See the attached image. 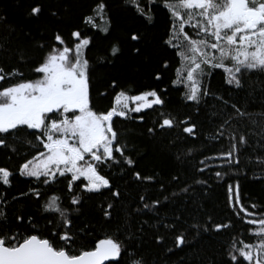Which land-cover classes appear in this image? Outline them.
Returning <instances> with one entry per match:
<instances>
[{
    "label": "snow or ice",
    "instance_id": "snow-or-ice-1",
    "mask_svg": "<svg viewBox=\"0 0 264 264\" xmlns=\"http://www.w3.org/2000/svg\"><path fill=\"white\" fill-rule=\"evenodd\" d=\"M93 3L67 32L56 24L47 40L39 41L25 32L29 42L15 49L8 47L14 28L6 17L0 16V28L8 32V35L0 33V82L14 81L0 86V148L19 153L16 145L26 143L35 153L31 158L21 157L23 162L15 170L0 166V264H149L137 247L145 231L144 224L155 229L152 238L158 246L174 236L172 247L166 249L168 252L188 246L190 233L192 239H196L204 233L219 234L234 227L231 222H217L212 216L188 223L181 212L159 219L156 224L144 220L139 228H133L126 222L115 232L105 230L103 238L96 239L94 246L83 242L82 234L86 237L95 228L88 223L76 228L73 214L81 213L89 194H103L105 190L109 193L100 208L105 224L112 219L116 201L123 199L124 191L116 183L113 170L120 178L129 177L128 182L137 187L159 184L163 201L174 202L181 195L192 194V185L185 184L179 191L163 195L167 188L160 173L154 169L141 170L133 155L137 152L136 146L129 148L126 141L122 142L115 128L114 118L131 120L132 113L140 114L154 106L166 105L167 88L149 84L133 94L130 87L112 76L102 86L103 90L95 88L98 98L114 93L112 102L107 108L97 106L93 97V63L87 55L94 41L89 30L107 37L111 22L106 0H93ZM123 4L144 22L142 30L127 34L134 56L145 55L140 45L149 39V26H155L154 6L167 10L166 29L158 37V47L176 50L180 67L176 68L171 84L184 88L182 96L187 102L199 106L204 97L213 94L206 81L214 69H223L225 83L237 90L244 89L247 73L264 74V0H123ZM44 11V0H37L30 5L27 15L39 20ZM48 11L52 21L62 20L59 8ZM186 27L195 30L194 37L188 34ZM121 51L119 42L113 43L98 60L111 64L112 58ZM5 54L8 59L14 56L17 65H29L35 78L26 77L19 66L9 67ZM168 68L169 63L164 59L151 74L152 79L161 81ZM216 99L223 101L225 109L229 106V100L223 96ZM230 107L231 112L221 111V123L210 137H223L232 129L227 137L231 148L219 157L229 167L239 164L237 154L241 146L249 142V133L238 132L233 128L234 121L247 119L260 130L259 135L264 139V111L249 113L235 102ZM161 115L163 118L158 121L161 130L181 125L183 133L197 137L198 125L191 116L178 120L171 113ZM143 119L139 116L141 122ZM155 132V128H147L148 134ZM137 155L143 154L137 152ZM204 170L199 169L201 173ZM17 174L29 181V187L9 199L8 190L13 187ZM226 174L217 171L215 176L220 179ZM61 178L66 181L68 205L62 203L59 194L44 199L41 186L51 187ZM172 182L180 183L179 174L171 176L168 183ZM193 182L206 183L204 180ZM33 183L36 186H32ZM228 193L229 205L240 206L239 212L248 217L245 224L251 226L249 233L257 242L239 240V246L231 243L224 248L219 261L209 264H264V206L252 204L251 209L256 211L246 209L241 203L239 183L235 187L229 185ZM21 197L38 202L36 212L30 211L28 204H21ZM163 201L159 197L140 195L136 214L159 216ZM18 204L21 206L17 207ZM45 213L48 218L42 226L39 221L44 219Z\"/></svg>",
    "mask_w": 264,
    "mask_h": 264
},
{
    "label": "trees",
    "instance_id": "trees-1",
    "mask_svg": "<svg viewBox=\"0 0 264 264\" xmlns=\"http://www.w3.org/2000/svg\"><path fill=\"white\" fill-rule=\"evenodd\" d=\"M37 0H0V16L7 18L8 24L14 28L9 35L11 41L9 48L15 49L29 42V38L24 36L25 32L31 33V39L47 40L52 27L59 24L67 32L68 28L76 23L82 12L89 10V5L94 6L93 0H44L45 11L39 20L30 18L27 13L30 5ZM108 4V15L111 22L110 34H105L89 30V35L94 36L93 44L87 51L88 58L93 63V97L98 107L107 108L110 106L114 93H109L107 97L98 98L95 95V88L107 83L110 77H117L121 84L136 90L145 85H158L159 88H167L165 94L166 105L154 106L153 109H146L143 113H132L133 119H115V128L120 133L122 142H127L129 148L136 146L137 152L143 155H133L139 161L138 167L145 172L155 170L160 173V179L166 185L167 190L163 195H170L173 191H179L185 184L192 185L191 195H181L175 198L174 202L163 201L160 194V185L153 184L150 187H137L129 183V177L120 178L116 175V183L119 184L124 196L122 200L116 201L112 219L105 224L100 211L102 202L106 201L109 193L105 190L103 194H89L82 206L80 214H73L76 228L88 223L94 226L95 231L84 237L83 242L94 246L96 239L103 238V231L115 232L117 227H123L127 222L133 228H139L144 220H149L151 224L164 217H171L174 214L183 213L188 223L193 219L205 220L212 216L217 222H231L234 227L224 230L219 234L204 233L196 239H192L189 234L190 243L188 246L173 249L168 252L166 249L172 247L174 236H170L166 244L158 246L153 241L154 228L144 224L142 240L137 243L140 252L143 253L149 264H209L210 261H219L224 248L231 243L244 240L247 243H256V239L249 233V228L245 224L248 217L239 212V205L235 208L229 205L228 186L239 183L241 203L251 211L252 204L264 206V139L259 135L260 130L251 125L247 119H239L233 122V128L238 132L249 133L248 145L241 146L237 158L239 164L233 163L229 167L220 157L222 152H227L231 148V142L227 138L232 129L225 132L223 137L210 138L219 127L223 110L224 113L231 112V103L235 102L242 110L246 108L249 113H260L264 111V74L259 72L247 73L244 78L245 87L237 90L225 83V73L223 69L212 70V76L206 81L211 87L213 94L204 97L199 106L187 102L183 99L184 88L173 87L171 80L175 78V70L180 67V58L176 56V50L158 47V37L163 35L166 29L167 10L159 6L156 7L155 26H149V39L143 45L144 56H134L132 54V43L127 34L143 29L144 22L139 18L133 9L125 6L123 0H106ZM49 8L60 9L61 21H52L49 16ZM66 10V11H65ZM191 34L190 27L185 29ZM0 33L8 35L5 29L0 28ZM119 42L122 49L117 57L112 58V63L100 62L98 57H103L108 52L113 43ZM167 59L169 68L163 72V79L156 82L152 79V73L161 66V62ZM5 62L9 67L19 66L26 77L35 78L30 72L27 64L17 65L13 56L8 59L5 54ZM14 81L0 82V86ZM119 89H117L118 91ZM216 96H223L229 100V106L225 109L222 100H217ZM171 113L178 120L191 116L198 125L196 138L189 137L183 133L181 125L171 129L161 130L158 121L162 120V115ZM144 119L141 122L139 116ZM259 119V117H257ZM156 129L154 134H148L147 128ZM19 153H12L10 150L0 148V166L8 167L10 170L18 168L23 162L21 157L31 158L34 151L26 143L16 145ZM189 150H191L189 152ZM177 156L180 158L177 159ZM201 161H204L202 164ZM204 168V172L199 171ZM217 171L227 173L218 179L215 176ZM179 174L180 183H168L171 176ZM194 180H204V184H195ZM32 186H36L34 183ZM29 181L18 176L13 178V187L8 190L9 199L26 192ZM44 199L53 194L62 197V203L68 205L66 181L63 178L51 187H43ZM140 195H150L152 198L159 197L163 203L159 206V216L153 213L137 215L136 208L139 205ZM42 202V201H41ZM38 202H29L21 197V204H28L32 212H36ZM18 204L17 207H20ZM106 207V203H104ZM131 212L129 217L127 213ZM239 212V215L237 213ZM48 218L44 214V219L39 223L43 226ZM75 230V229H74ZM163 231V229H161ZM239 246V244H238ZM106 264H111L107 262Z\"/></svg>",
    "mask_w": 264,
    "mask_h": 264
},
{
    "label": "rangeland",
    "instance_id": "rangeland-1",
    "mask_svg": "<svg viewBox=\"0 0 264 264\" xmlns=\"http://www.w3.org/2000/svg\"><path fill=\"white\" fill-rule=\"evenodd\" d=\"M190 29L192 30V32H191V34H189L190 36H195V30L194 29H192L191 27H190Z\"/></svg>",
    "mask_w": 264,
    "mask_h": 264
},
{
    "label": "bare ground",
    "instance_id": "bare-ground-1",
    "mask_svg": "<svg viewBox=\"0 0 264 264\" xmlns=\"http://www.w3.org/2000/svg\"><path fill=\"white\" fill-rule=\"evenodd\" d=\"M253 237V236H252Z\"/></svg>",
    "mask_w": 264,
    "mask_h": 264
},
{
    "label": "water",
    "instance_id": "water-1",
    "mask_svg": "<svg viewBox=\"0 0 264 264\" xmlns=\"http://www.w3.org/2000/svg\"><path fill=\"white\" fill-rule=\"evenodd\" d=\"M107 263V262H106Z\"/></svg>",
    "mask_w": 264,
    "mask_h": 264
}]
</instances>
